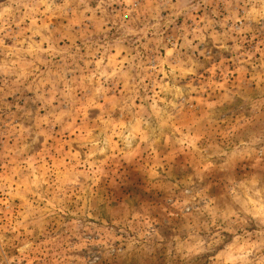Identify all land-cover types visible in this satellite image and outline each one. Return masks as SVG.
Returning <instances> with one entry per match:
<instances>
[{"label": "rangeland", "instance_id": "1", "mask_svg": "<svg viewBox=\"0 0 264 264\" xmlns=\"http://www.w3.org/2000/svg\"><path fill=\"white\" fill-rule=\"evenodd\" d=\"M0 264H264V0H0Z\"/></svg>", "mask_w": 264, "mask_h": 264}]
</instances>
